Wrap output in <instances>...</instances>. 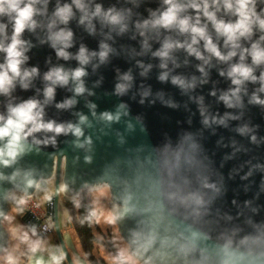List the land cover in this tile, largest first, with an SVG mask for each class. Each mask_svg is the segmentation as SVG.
<instances>
[{
  "label": "water",
  "instance_id": "95a60500",
  "mask_svg": "<svg viewBox=\"0 0 264 264\" xmlns=\"http://www.w3.org/2000/svg\"><path fill=\"white\" fill-rule=\"evenodd\" d=\"M83 2L89 15L83 24L84 12L73 0H40L35 5L37 26L26 28L20 37L26 42L27 57L21 70L36 68L38 72L26 81L27 88L17 78L8 94L0 93V115L6 118L9 106L29 99L39 101L45 122L79 124L80 115L87 117L80 124L84 135L79 140L84 147L75 146L77 137L72 133L56 136L41 131L28 138L26 152L13 165H0L6 177L19 173L14 180H0V257L10 247L5 217L11 211L13 194L19 193L43 199L67 264H88L70 230L69 206L85 192L108 187L115 224L129 254L140 264H223L229 242L234 264H264V104L251 102L254 95L264 100L260 91L264 82L259 79L264 63L254 64L250 54L254 43L264 48V31L254 25L251 36L241 37L239 47L233 48L201 11L200 26L207 25L213 43L225 56L231 51L236 55L220 60L200 40L194 47L203 59L186 47L174 48L168 58H162L155 53L165 41L191 43L192 39L190 32L181 33L178 27L143 26L167 10L164 0ZM177 2L190 4L192 0ZM65 4L73 10L67 24L55 16ZM96 5L103 13L115 9L123 16L122 22L112 24L103 15L93 16ZM209 10L216 11V6ZM255 11L264 19V0H255ZM197 14L187 8L180 16H190L195 23ZM216 14L225 22L238 19L224 8L223 0ZM14 16L0 15V24L7 26V38L0 34L5 46L11 43ZM53 20L56 24L50 29ZM61 29L73 33L71 46L64 49L70 54L68 59L57 54L63 45L54 48L50 39ZM81 47L87 50L86 64L77 59ZM102 51H107L103 60ZM6 56L0 51V64ZM241 63L253 68L255 82L232 83L234 77L228 73ZM54 68L68 73L83 68L84 93L75 92L80 82L71 76L67 85L45 80ZM175 78L183 84L173 83ZM120 85L122 91H118ZM49 86L55 88L51 100L45 96ZM236 88L240 91L233 95ZM225 95L232 106L222 99ZM68 100L74 101L71 107H57ZM105 112L119 119L104 120ZM53 136L55 143L50 140ZM46 139L47 144L43 143ZM89 139L91 144L85 143ZM28 172L44 181L39 190L27 187ZM62 187L65 191H60ZM46 195L51 199L46 200Z\"/></svg>",
  "mask_w": 264,
  "mask_h": 264
},
{
  "label": "clouds",
  "instance_id": "9594fccd",
  "mask_svg": "<svg viewBox=\"0 0 264 264\" xmlns=\"http://www.w3.org/2000/svg\"><path fill=\"white\" fill-rule=\"evenodd\" d=\"M40 0H0V15L7 14L10 17L13 13L14 16V32L11 37V43L5 46L4 43H0V51L6 52V62L0 64V93L8 94L11 89L14 87V81L17 78H20V82L24 88L28 87V79L35 75L38 72V69L32 68L30 71L24 70L22 72L21 65L25 62L27 57L24 55L25 52V41H23L20 37L21 34L25 31V29L34 30L37 26L36 21L33 17L37 14L38 9L35 7ZM74 4L78 9L84 12V16L81 18L80 23H84L85 20H89V15L87 11V6L83 2V0H73ZM221 0H212V5L216 6V11H219ZM164 3L168 5L166 11L161 13L157 18L152 21H145L144 27H147L149 23L152 24L153 27H163L165 29H171L173 27H178L181 33H191L192 39L191 43H180V42H172L170 40L165 41L163 47L160 51L155 53V55L168 58L171 50L174 48H187V51L190 54H194L198 59H203V55L198 51L194 45H197L200 40L205 41V48L208 52L212 53L214 56L219 58L220 60H229L236 55L235 51H231L227 56L222 54L220 49L216 44L213 43L211 36L207 33V25L200 26L201 19L199 13L202 11L203 16L207 18L208 21H211L215 30L220 35L226 37L225 44H231L233 48H238L239 44L237 41L241 37H249L253 33V26L258 24L259 28L264 31V19H261L255 11V0H223L224 8L233 12L234 15L238 17V19L233 22H225L224 20L217 19L216 11H210L209 0H202V3L197 2V0H192L190 4H180L177 0H164ZM23 5V7H22ZM187 8L194 9L198 14L196 16L195 23H192V18L190 16L181 18L180 13L185 11ZM115 13V14H114ZM93 16H101L112 24H120L123 20V16L115 12V9H109L106 13L102 12V8L100 5H96L95 12L92 13ZM55 16L59 18L61 23L67 24L70 18L73 16L72 6L65 4L63 7H58L55 12ZM56 24V20H53L49 25L51 29ZM6 25L0 24V34H5ZM139 27V25H138ZM124 29L122 28L121 31ZM73 33L68 30L61 29L58 32H53L50 36L52 40V46L55 48L58 44L63 45L62 48L57 50V54L64 59L69 58V53L64 49L71 46V39ZM261 40H264V36L261 37ZM102 47L107 48V45H102ZM248 52V49L244 50ZM252 61L254 64L259 65L264 63V48H261L259 43H254L251 49ZM95 55V53H93ZM107 56V51H102L100 53V57L103 60ZM77 59L80 60L81 63L86 64L88 62L87 50L81 47L79 55ZM244 59V56H241V60ZM166 66V65H162ZM203 71V69H201ZM85 71L83 68H77L71 73L65 72L63 68H54L49 71L45 75V80L51 81L52 84L59 85H67L69 82V78L71 76L72 79L79 81L80 83L75 88V92L79 95L84 93L85 88L83 86V82L81 77L85 75ZM230 77H234L232 83L235 85H241L244 81L251 80L255 82L258 78L253 75V68L241 63L234 65L231 71L228 73ZM165 76H162L161 79H165ZM128 79V77H125ZM259 79L264 82V74H261ZM173 83L183 84V81L179 78H175ZM124 88L123 85L118 86V91H122ZM240 91L239 88H236L233 91V95H236ZM260 91H264V86L261 87ZM55 88L47 87L45 89V96L48 100H51L54 97ZM226 101V103L231 105V99L229 96L225 95L222 97ZM257 104H264V100H261L258 96L254 95L252 101ZM73 100H68L63 104L57 105L59 108L71 107L73 105ZM95 107L94 105L92 106ZM95 115V112H93ZM102 119L107 121H112L113 119L118 120L119 115L115 117L108 112H105L101 116ZM87 122V117L84 115H80L79 124H57L54 120L45 122L44 120V109L40 105L39 101L34 99H29L23 103H20L16 106H9L8 108V116L7 118L4 115H0V141H3V145L0 146V165L5 167H9L13 165L18 157L22 156L27 150V141L28 138L33 136L34 133H38L41 131L55 133L56 136L61 134L67 135L68 133H72L77 140L74 142L76 147H84V144L80 143L79 138L84 135L83 129L80 127V124H84ZM90 126V125H89ZM255 137H253V140ZM52 143H55V136L50 138ZM49 140L43 141V143L47 144ZM34 143H41L39 140H35ZM85 143L91 144V140H87ZM19 173H13L12 177H6L3 173H0V180L3 179H15ZM26 181L27 187L32 188L35 187L39 190L44 183L43 180L37 181L32 177V173H26ZM60 191H65V187H62ZM31 199L30 196L21 197L16 200L18 205L27 204L28 200ZM46 200L51 199V195L45 196ZM198 203L200 201H197ZM74 203L76 207H79V201L75 200ZM19 211H23L22 208ZM0 215H3L0 213ZM6 219H11V217H5ZM93 218L99 222V216L96 211H91L89 216L86 217L87 220L91 221ZM71 219V217H69ZM108 223H115L117 217L113 214H109L106 218ZM83 223V221H81ZM35 228L32 229L33 235H35ZM195 235V234H194ZM23 240L27 241L29 239L28 234L24 233ZM242 241L241 243H245ZM41 247V241H35L30 245V249L33 253L39 250ZM231 242L225 245V252L227 254V259L224 260L223 264H234V260L232 259L233 253L230 251ZM9 264H14L13 258L9 256ZM65 259V254L61 251L59 255L52 254L51 261L53 264H60L61 261ZM117 259L121 262L129 261L132 259L130 255H127L124 251H121ZM240 259H244V254H240ZM37 264H43V261H37Z\"/></svg>",
  "mask_w": 264,
  "mask_h": 264
},
{
  "label": "trees",
  "instance_id": "16d2710c",
  "mask_svg": "<svg viewBox=\"0 0 264 264\" xmlns=\"http://www.w3.org/2000/svg\"><path fill=\"white\" fill-rule=\"evenodd\" d=\"M93 193H83L82 196L78 199L80 204L79 207H76L75 203L69 206L73 224L70 230L72 235L74 236L77 247H81L83 253L82 256L87 260L88 264H132L130 261L121 262L117 259V257L121 253V250L114 240V228L112 229V226H109L110 228L104 230L105 228L100 225V220L103 219V216L96 209V198ZM18 195L19 193H14L13 200L10 202V215L12 216L11 221L13 222L10 230L8 227L9 225L7 226L5 224L9 232L13 230L14 221L23 223L26 230L30 231V228L22 221V212L19 211V206L16 203ZM108 209L110 211L109 206ZM91 211L97 212L99 216V222H97L95 218H93L91 221L86 219ZM81 221H83V223H81ZM104 223H106L105 225L108 224L106 218L104 219ZM112 224L113 226L117 227L115 223ZM127 251H129L128 247ZM135 261V264H140L137 260Z\"/></svg>",
  "mask_w": 264,
  "mask_h": 264
},
{
  "label": "rangeland",
  "instance_id": "374dc122",
  "mask_svg": "<svg viewBox=\"0 0 264 264\" xmlns=\"http://www.w3.org/2000/svg\"><path fill=\"white\" fill-rule=\"evenodd\" d=\"M94 192V193H93ZM96 198V209L101 213L103 219L100 220V225L105 228H114V240L121 251H124L127 255L129 251H127V247L116 226H113L112 223H104V219L108 217L111 211L108 209V204L111 201V193L108 187H103L98 190L93 191ZM40 203L44 205V201L37 198ZM105 201V202H104ZM8 217H12L9 213ZM5 224L9 227H12L13 222L11 219H6ZM110 226V227H109ZM16 227V228H15ZM8 230V231H9ZM11 232V243L8 250L5 251L4 255L0 257V264H9V256L13 258L14 264H37V261H43V264L51 263V255H57V245L51 236H46L44 239L35 238L32 232L26 230L23 223H19L18 221H14V227ZM24 233L28 234L29 239L27 241L23 240L22 237ZM41 241V247L35 253H33L30 249V245L35 241ZM131 256V255H130ZM132 257V256H131ZM132 257L129 260L132 264H135L136 261Z\"/></svg>",
  "mask_w": 264,
  "mask_h": 264
},
{
  "label": "built area",
  "instance_id": "2783aa9c",
  "mask_svg": "<svg viewBox=\"0 0 264 264\" xmlns=\"http://www.w3.org/2000/svg\"><path fill=\"white\" fill-rule=\"evenodd\" d=\"M31 199L28 200L27 204L25 205H18L19 209L22 208V218L26 221L29 228L32 229L35 228L36 232L41 233L45 236H54L55 242L57 245V252L59 255L62 251L60 245L57 243V238L55 235L56 229L55 226H52V219L53 216L48 214V211L42 203L38 201L37 198L34 196H30ZM20 198V195H18V199ZM17 199V200H18ZM50 264H53L51 261ZM60 264H67L66 259L60 262Z\"/></svg>",
  "mask_w": 264,
  "mask_h": 264
},
{
  "label": "crops",
  "instance_id": "0c3cea01",
  "mask_svg": "<svg viewBox=\"0 0 264 264\" xmlns=\"http://www.w3.org/2000/svg\"><path fill=\"white\" fill-rule=\"evenodd\" d=\"M30 231H31V230H30ZM31 232H32V231H31ZM51 237H52V238H53V240L55 241V238H54V236H51ZM55 243H56V242H55ZM77 248H78V250L80 251V253H81V254H83V253H82V249H81V247H80V246H78ZM57 254H58V252H57Z\"/></svg>",
  "mask_w": 264,
  "mask_h": 264
},
{
  "label": "bare ground",
  "instance_id": "6f19581e",
  "mask_svg": "<svg viewBox=\"0 0 264 264\" xmlns=\"http://www.w3.org/2000/svg\"><path fill=\"white\" fill-rule=\"evenodd\" d=\"M20 195V198L21 197H25L26 195H24V194H19ZM52 226H55V222H54V219H52Z\"/></svg>",
  "mask_w": 264,
  "mask_h": 264
},
{
  "label": "flooded vegetation",
  "instance_id": "af4514ba",
  "mask_svg": "<svg viewBox=\"0 0 264 264\" xmlns=\"http://www.w3.org/2000/svg\"><path fill=\"white\" fill-rule=\"evenodd\" d=\"M42 201H43V199H42ZM34 237H35V238H38V239L40 238V237L38 236V234H36V233H35V236H34ZM45 237H46V236H45ZM41 239H42V238H41Z\"/></svg>",
  "mask_w": 264,
  "mask_h": 264
}]
</instances>
